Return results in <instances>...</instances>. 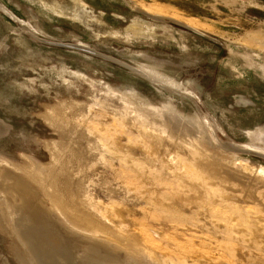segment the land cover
Returning a JSON list of instances; mask_svg holds the SVG:
<instances>
[{
	"label": "rangeland",
	"instance_id": "1",
	"mask_svg": "<svg viewBox=\"0 0 264 264\" xmlns=\"http://www.w3.org/2000/svg\"><path fill=\"white\" fill-rule=\"evenodd\" d=\"M0 172V264H264V0H0Z\"/></svg>",
	"mask_w": 264,
	"mask_h": 264
},
{
	"label": "bare ground",
	"instance_id": "2",
	"mask_svg": "<svg viewBox=\"0 0 264 264\" xmlns=\"http://www.w3.org/2000/svg\"><path fill=\"white\" fill-rule=\"evenodd\" d=\"M243 148L247 149V147H243ZM2 166H3V165H2ZM8 166H9V165H8ZM2 169H3V167H2ZM2 169H1V170H2ZM3 172H4V170H3ZM0 173H1V172H0ZM1 178H2V177H1ZM1 178H0V179H1ZM7 178H8V177H7ZM2 181H4V180L2 179ZM7 182H8V180H7ZM1 183H2V185H3V182H1ZM19 184H20V183H19ZM4 186H5V185H4ZM7 189H8V188H7ZM27 190H29V189H27ZM29 191H30V190H29ZM1 193H2V192H1ZM19 197H20V196H19ZM0 200L3 201V202H4L5 204H7V205H8V203H9V202L6 203L7 200L5 201L4 198H3V196H2L1 194H0ZM27 209H28V208H27ZM16 218H17V217H16ZM13 219H14V218H13ZM18 224H19V223H18ZM61 224H62V223H61ZM62 225H63V224H62ZM18 228H19V227H18ZM23 229H24V228H23ZM49 230H50V229H49ZM72 233H73V232H72ZM49 238H50V237H49ZM73 239H74V238H73ZM23 242H24V241H23ZM24 245H25V244H24ZM22 246H23V245H22ZM49 246H50V245H49ZM25 247H26V245H25ZM25 250H26V251L28 250L27 247H26ZM28 251H29V250H28ZM30 251H31V250H30ZM29 253H30V252H29ZM28 255L30 256V254H28ZM31 255H32V254H31ZM82 255H83V254H82ZM32 258H33V257H32ZM104 258H105V257H104ZM106 259H107V258H106ZM63 260H64V259H63ZM105 261H106V260H104V262H103L102 264H105V263H106V264H109L108 262H105Z\"/></svg>",
	"mask_w": 264,
	"mask_h": 264
},
{
	"label": "water",
	"instance_id": "3",
	"mask_svg": "<svg viewBox=\"0 0 264 264\" xmlns=\"http://www.w3.org/2000/svg\"><path fill=\"white\" fill-rule=\"evenodd\" d=\"M69 47H72V48H79V49H81V46H78V45H73V44H70V45H68ZM83 48V47H82Z\"/></svg>",
	"mask_w": 264,
	"mask_h": 264
}]
</instances>
